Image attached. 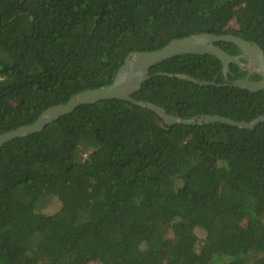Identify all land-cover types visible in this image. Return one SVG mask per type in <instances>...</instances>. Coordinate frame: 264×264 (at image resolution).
<instances>
[{
  "label": "trees",
  "instance_id": "obj_1",
  "mask_svg": "<svg viewBox=\"0 0 264 264\" xmlns=\"http://www.w3.org/2000/svg\"><path fill=\"white\" fill-rule=\"evenodd\" d=\"M199 32L264 49V0H0V133L111 83L130 52ZM150 73L133 96L171 114H264V89L232 85L248 72L231 63L226 76L215 55H175ZM46 196L59 209L41 212ZM92 262L264 264V121L167 125L111 98L4 143L0 264Z\"/></svg>",
  "mask_w": 264,
  "mask_h": 264
},
{
  "label": "water",
  "instance_id": "obj_2",
  "mask_svg": "<svg viewBox=\"0 0 264 264\" xmlns=\"http://www.w3.org/2000/svg\"><path fill=\"white\" fill-rule=\"evenodd\" d=\"M231 41L240 49L241 53L231 54L222 48L218 42ZM211 54L217 56L223 63V71L227 76L231 63L239 66H249L250 72H257L262 79L252 80L250 75L244 78H237L232 85L246 88L251 91L264 89V49L260 44L247 40L234 33L216 34L212 32H199L170 40L161 48L154 50H134L129 53L124 63L118 70L114 80L106 85L82 90L64 103L48 107L32 123L19 126L6 132L0 133V147L14 137L28 135L43 130L46 125L58 117L72 112L77 106L83 103H95L97 101L119 98L131 101L139 106L149 108L157 112L167 125L175 123L202 125L214 121H221L233 126L254 129L260 122L264 121V114L252 121H236L230 117L219 114H202L190 118L169 113L165 107L150 101L136 99L133 94L138 91L145 80L150 78L152 66L179 54ZM249 64H246L244 60ZM162 73V72H156ZM177 76L188 78L196 83L207 85L214 82L201 81L189 75L177 74Z\"/></svg>",
  "mask_w": 264,
  "mask_h": 264
},
{
  "label": "rangeland",
  "instance_id": "obj_3",
  "mask_svg": "<svg viewBox=\"0 0 264 264\" xmlns=\"http://www.w3.org/2000/svg\"><path fill=\"white\" fill-rule=\"evenodd\" d=\"M237 27L236 21H233L229 28L230 30H235ZM61 201L56 196H46L41 204L39 205V210L41 212H54L59 209ZM91 264H99L98 262H92Z\"/></svg>",
  "mask_w": 264,
  "mask_h": 264
},
{
  "label": "flooded vegetation",
  "instance_id": "obj_4",
  "mask_svg": "<svg viewBox=\"0 0 264 264\" xmlns=\"http://www.w3.org/2000/svg\"><path fill=\"white\" fill-rule=\"evenodd\" d=\"M241 53V52H240ZM244 62L246 63V64H249V62L245 59L244 60ZM241 67V66H240ZM241 68H243L244 70H246L248 73H247V75L246 76H248V75H250V79H251V76L252 75H254V74H258L257 72H250V69H249V66L248 65H246V66H244V67H241ZM259 75V74H258ZM260 76V75H259ZM260 79H262V77L260 76ZM260 79H255V80H260ZM253 80V79H252Z\"/></svg>",
  "mask_w": 264,
  "mask_h": 264
}]
</instances>
